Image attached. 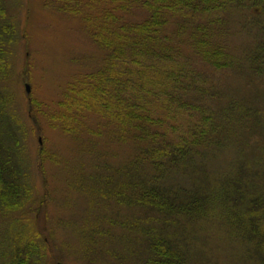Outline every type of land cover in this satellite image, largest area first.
<instances>
[{"label": "trees", "instance_id": "obj_1", "mask_svg": "<svg viewBox=\"0 0 264 264\" xmlns=\"http://www.w3.org/2000/svg\"><path fill=\"white\" fill-rule=\"evenodd\" d=\"M251 1L264 9V0H65L59 8L79 16L105 52L97 69L77 87L69 86L59 119L71 120L86 110L99 114L116 125L113 137L136 147L127 167L96 174V195L134 210L107 220L135 235L141 264H191L186 232L211 218L239 239L247 260L264 264V182L249 183L241 171L217 184L202 176L203 156L221 145L223 127L208 104L207 79L196 66L198 61L211 70L231 67L216 39L222 33L217 14ZM261 58L260 63L254 58L255 69L264 63ZM2 108L3 102L0 215L6 216L36 196L16 158L22 150L19 137ZM16 220L24 222L23 229L0 235L2 264H42L45 243L39 231L30 220Z\"/></svg>", "mask_w": 264, "mask_h": 264}, {"label": "rangeland", "instance_id": "obj_2", "mask_svg": "<svg viewBox=\"0 0 264 264\" xmlns=\"http://www.w3.org/2000/svg\"><path fill=\"white\" fill-rule=\"evenodd\" d=\"M63 2L0 1L1 111L19 137L22 150L16 158L36 196L23 210L0 215V235L23 229V221L15 222L22 218L33 222L45 243L42 264H141L135 235L107 220L123 219L134 210L96 195V178L110 168L127 167L136 147L113 137L116 125L99 114L86 110L77 118L59 119L69 86L80 85L105 57L85 22L59 9ZM217 16L222 33L216 39L233 64L211 70L196 61L210 86L205 94L212 93L208 104L223 127L221 145L203 156L202 176L217 184L241 171L247 182L262 184L264 63L255 69L253 61L264 56V9L251 1ZM42 198L45 204L39 207ZM186 234L191 264H253L245 246L216 218L190 225Z\"/></svg>", "mask_w": 264, "mask_h": 264}, {"label": "water", "instance_id": "obj_3", "mask_svg": "<svg viewBox=\"0 0 264 264\" xmlns=\"http://www.w3.org/2000/svg\"><path fill=\"white\" fill-rule=\"evenodd\" d=\"M26 93H30V85L28 83L24 84Z\"/></svg>", "mask_w": 264, "mask_h": 264}]
</instances>
